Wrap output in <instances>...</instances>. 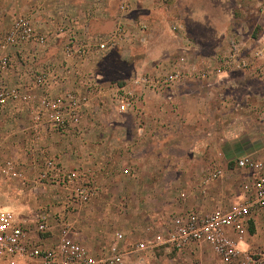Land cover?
Returning a JSON list of instances; mask_svg holds the SVG:
<instances>
[{
    "label": "crops",
    "instance_id": "0c3cea01",
    "mask_svg": "<svg viewBox=\"0 0 264 264\" xmlns=\"http://www.w3.org/2000/svg\"><path fill=\"white\" fill-rule=\"evenodd\" d=\"M183 1L0 0V34L25 15L46 38L45 43L29 41L6 52L0 49V56L5 52L11 58L9 69L0 73V84L30 90L38 97L44 92L35 85V73L48 70L46 93L74 89L90 99L80 129L65 133L53 130L46 121L34 129V102L13 101L0 116V160H16L24 173L23 179H12L10 184L0 182L2 206L12 208L28 226H34L40 212L50 216L51 230L31 232L33 241L56 242L65 218L92 253L101 255L115 240L109 231L113 225L125 237L120 242L123 264H159L152 258L155 250L174 248L161 244L137 250L138 240L132 243L128 234L167 233L178 214L229 208L252 194L254 173L238 167L236 160L244 155L264 160L260 125L264 76L251 69L229 68L225 60L233 47L249 54L264 40L260 11L264 0L211 2L216 12L187 7ZM227 2L232 3L230 18L220 11ZM142 23L147 31L141 30ZM117 25L126 31V40L99 51L100 38ZM251 25L258 28L254 36L246 30ZM65 26L68 31L61 33ZM194 26L203 32L195 33ZM68 34L85 45L82 57L65 56ZM181 58L193 77L161 91L136 86V107L118 112L108 84L170 71ZM200 72L207 75L196 76ZM88 83L104 89L94 94ZM47 159L83 172V179L95 189L88 203L75 202L70 189L39 178ZM215 168H222L224 174L205 183ZM94 218L99 219L100 230L93 228ZM253 226L256 232L251 236ZM262 230L264 208L251 216L240 247L257 250L264 243L262 238L257 240ZM204 247L210 249L201 243L176 251L203 257ZM209 249L212 259L223 263ZM140 252L150 258L126 257Z\"/></svg>",
    "mask_w": 264,
    "mask_h": 264
},
{
    "label": "built area",
    "instance_id": "2783aa9c",
    "mask_svg": "<svg viewBox=\"0 0 264 264\" xmlns=\"http://www.w3.org/2000/svg\"><path fill=\"white\" fill-rule=\"evenodd\" d=\"M122 8H126L125 4ZM260 11L264 15V3ZM140 28L142 31H147L148 26L142 23ZM67 31L66 26L60 29L61 33ZM125 33L126 31L117 25L111 33L100 38L97 49L105 52L116 48L126 40ZM29 41L45 43L46 38L36 31L30 17L20 16L14 20L5 34H0V49L6 52L10 46ZM84 48L83 43L77 44L75 37L68 34L63 46L66 57H82ZM5 52L0 56V73L6 72L11 65V58ZM184 60L181 58L172 70L158 75L143 74L123 84H108L114 92L113 101L118 112L126 113L136 107V86H148L161 91L190 76L193 77L194 74L182 65ZM225 63L229 68L251 69L258 75L264 76V40L259 42L249 54H243L239 47H233ZM217 71L222 72L221 69ZM206 75V72L196 74L198 77ZM34 81L36 87L44 92L38 97H35L30 90H22L4 82L0 84V116L13 101L34 102V129H39L43 121L58 132L65 133L72 129H80L90 103L89 97L74 89L57 95L46 93L45 88L49 82L48 70L35 73ZM88 87L94 94L104 89V86L92 83H88ZM236 164L240 168L253 171L252 194L229 208H218L207 213L188 211L178 214L173 217L167 233H159L152 240L139 241L135 243V249L144 250L149 246L167 244L175 250L183 251L194 244L206 243L225 263L264 264V249L250 250L239 245L247 232L253 213L264 208V160L244 155L237 158ZM223 174L222 168H215L207 174L204 182L210 183ZM83 177L81 170H68L53 159L44 162L39 176L42 181L57 183L70 189L72 199L80 204L88 203L95 191ZM23 178L24 173L16 160L7 158L0 163V182ZM49 217L48 212H40L34 226H28L26 222L19 220L12 208L0 206V264H123L125 251L120 242L124 241L125 237L122 232L115 233V240L111 243L108 252L101 255L92 253L91 249L79 239L78 231L65 218L61 220L59 239L56 242L47 245L42 240L33 241L29 235L31 232L44 234L51 230Z\"/></svg>",
    "mask_w": 264,
    "mask_h": 264
},
{
    "label": "rangeland",
    "instance_id": "374dc122",
    "mask_svg": "<svg viewBox=\"0 0 264 264\" xmlns=\"http://www.w3.org/2000/svg\"><path fill=\"white\" fill-rule=\"evenodd\" d=\"M216 1H218V0H184L182 2V4H184L187 7L188 6H192V7L198 6V7H201V8L205 7L207 10H209V9L211 10L212 9V11L216 12L217 7H215V5H211V2L215 3ZM231 4H232L231 2H227V4L224 3L223 6L221 5L220 8H222V9L220 11H221V14H223L222 15L223 17L230 18V16L232 15V10H231V6H230ZM242 29H243L244 32L247 30L248 34L253 35V36L256 35L257 32H258V28H257L256 25L248 26L246 30H244V28H242ZM194 30H195V33L203 32V29L197 28V27H195ZM134 46H137V44L136 45L134 44ZM253 86L256 88L255 91H257V87H258L257 82H254ZM254 97L256 98V95H254ZM260 98L264 102V93L261 94V92H260ZM260 125H262V128L264 129V114H263L262 118L260 119ZM261 133L264 134L263 131H261ZM1 162L2 161L0 160V163ZM3 181L8 183V184H10L12 182V179L1 180V182H3ZM4 200L5 199H4L3 195H2V192H0V206L5 204V203H3ZM20 219H28V218L26 216H20ZM93 221H94V223H93L94 227L93 228L97 229V230H100L101 229V226H100L101 223H100L99 219L98 218H94ZM116 230H117V228L112 225L109 231H111L112 235H114ZM255 232H256L255 226L251 227L250 228V235L252 236ZM128 236L131 238L130 241H132V243L135 240H138V242H139V240H141V241L152 240L154 238L153 236H144L142 234H128ZM261 238L264 241V230H262V232L258 236L257 240L260 241ZM250 241H251V243H253L252 240H250ZM128 249L130 250L129 247H128ZM208 249H209L208 247H204L202 249L205 252V255H203V257L196 256L193 251H192L193 253L191 252V254L186 257L185 256V252L184 253H178L174 249H171V251H168V252H165V251H162V250H159V251L155 250L156 254L152 255V258L154 260L160 261L159 264H212V261H216V264H227L225 262L222 263L220 261V259L217 258V257H216V259L213 260L212 259V255L209 253ZM261 249H264V243L260 244L257 250H261ZM209 250H211V248ZM209 256L211 258H209ZM126 257L129 258V259L130 258H133V259L134 258H142V257L150 258V257L146 256L145 252H142V253L140 252V253H136V254L133 253V254H131V256L127 255ZM153 264H158V263H153ZM214 264H215V262H214Z\"/></svg>",
    "mask_w": 264,
    "mask_h": 264
}]
</instances>
